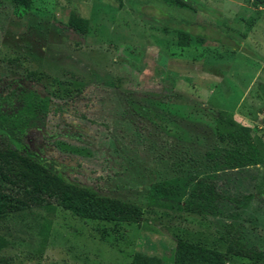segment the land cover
I'll return each instance as SVG.
<instances>
[{
    "label": "rangeland",
    "instance_id": "374dc122",
    "mask_svg": "<svg viewBox=\"0 0 264 264\" xmlns=\"http://www.w3.org/2000/svg\"><path fill=\"white\" fill-rule=\"evenodd\" d=\"M182 2L31 0L16 14L0 0V93L30 88L50 99L23 142L66 177L141 208L128 223L57 205L45 240L38 211L10 214L0 221L4 264H130L135 251L166 264L176 236L224 252L227 225L264 253V164L212 172L205 154L223 146L217 110L264 140V3ZM69 14L85 17L86 29L70 26ZM171 24L187 30V44ZM200 176L220 194L254 197L240 208L219 200L214 214L184 211ZM163 182L176 192L157 198ZM223 264L247 259L224 253Z\"/></svg>",
    "mask_w": 264,
    "mask_h": 264
},
{
    "label": "trees",
    "instance_id": "16d2710c",
    "mask_svg": "<svg viewBox=\"0 0 264 264\" xmlns=\"http://www.w3.org/2000/svg\"><path fill=\"white\" fill-rule=\"evenodd\" d=\"M8 1L16 14H21L31 2ZM166 2L183 5L182 0ZM262 3L264 0H249L252 8ZM66 22L81 31L87 25L85 17L74 14H69ZM170 27L176 30L179 44H187V30L175 24ZM49 102L48 96H42L30 88L0 93V221L10 214L36 210V231L42 240L48 235L50 216L57 205L82 217L138 222L141 214L138 205L102 194L91 185L66 177L54 161L41 158L23 142L27 130L43 125ZM213 134L223 146L205 152L210 171L264 164V140L252 133L248 126L236 123L226 111L215 112ZM175 192L173 185L165 182L153 186L157 198L172 196ZM256 195L264 199V194ZM253 197V193L240 197L220 194L209 179L200 176L194 179L181 207L187 212L214 214L219 200H226L233 207L240 208ZM219 238L225 245L224 252L197 240L176 236L173 261L166 264H223L224 253L244 257L247 264H264L263 251L247 246L236 227L227 225ZM6 260L5 256L0 255V264L6 263ZM130 264L165 263L156 255L135 251Z\"/></svg>",
    "mask_w": 264,
    "mask_h": 264
},
{
    "label": "crops",
    "instance_id": "0c3cea01",
    "mask_svg": "<svg viewBox=\"0 0 264 264\" xmlns=\"http://www.w3.org/2000/svg\"><path fill=\"white\" fill-rule=\"evenodd\" d=\"M264 34V33H263ZM205 38V37H204ZM206 40H209L208 38H205ZM216 42V41H215Z\"/></svg>",
    "mask_w": 264,
    "mask_h": 264
}]
</instances>
